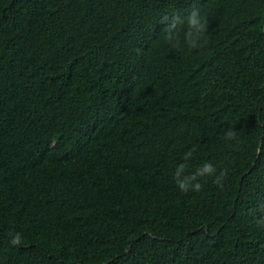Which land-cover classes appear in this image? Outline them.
I'll return each instance as SVG.
<instances>
[{"label": "trees", "instance_id": "16d2710c", "mask_svg": "<svg viewBox=\"0 0 264 264\" xmlns=\"http://www.w3.org/2000/svg\"><path fill=\"white\" fill-rule=\"evenodd\" d=\"M0 264H264V0H0Z\"/></svg>", "mask_w": 264, "mask_h": 264}, {"label": "clouds", "instance_id": "9594fccd", "mask_svg": "<svg viewBox=\"0 0 264 264\" xmlns=\"http://www.w3.org/2000/svg\"><path fill=\"white\" fill-rule=\"evenodd\" d=\"M188 23H189L190 26H194V25L197 23V19H196V14H195V13H193V15L189 18ZM173 27H174V26H173ZM234 137H235V133H234V132L229 131V132L227 133V137H226V138H228V139H233ZM205 171L211 173V172L214 171V169H213V167L209 164V165H206V166H205ZM179 187L181 188L182 191H188V188H187L186 185L183 184V183H181V184L179 185ZM200 188H201V186H200L199 184H197L193 190H194V191H199ZM19 242H20V236H19V234H16V235L14 236V238L12 239L11 243H12L13 245H16V244H18Z\"/></svg>", "mask_w": 264, "mask_h": 264}]
</instances>
